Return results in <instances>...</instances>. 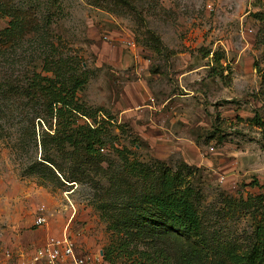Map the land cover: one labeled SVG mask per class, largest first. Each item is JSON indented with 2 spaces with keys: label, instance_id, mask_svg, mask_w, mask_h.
Listing matches in <instances>:
<instances>
[{
  "label": "rangeland",
  "instance_id": "rangeland-1",
  "mask_svg": "<svg viewBox=\"0 0 264 264\" xmlns=\"http://www.w3.org/2000/svg\"><path fill=\"white\" fill-rule=\"evenodd\" d=\"M0 5V264H29L65 229L81 254L103 256L95 264H124L104 259L111 248L183 264L192 239L145 210L168 175L197 192L212 251L249 247L264 217V0ZM46 54L84 80L72 125L99 129L100 141L87 167L46 135L58 122L41 101L8 92Z\"/></svg>",
  "mask_w": 264,
  "mask_h": 264
},
{
  "label": "trees",
  "instance_id": "trees-1",
  "mask_svg": "<svg viewBox=\"0 0 264 264\" xmlns=\"http://www.w3.org/2000/svg\"><path fill=\"white\" fill-rule=\"evenodd\" d=\"M5 12L0 5V17H4ZM9 24L10 27L6 29L8 32L13 31L18 25L15 18ZM33 32L36 36L41 34L37 27ZM71 68L72 66L66 70L60 58H56L55 54H46L31 65L25 80L19 83H9L8 92L25 95L30 100L41 101L47 114L55 117L58 122L54 133L46 135L54 141L56 146H64L67 154L70 152L67 148L73 147L79 156V166L87 167L92 164L93 158L99 152L96 147V144L100 142L96 136L99 129L88 124L72 125L76 121V116L82 112L76 97L84 80L79 78ZM43 72L50 73V75H43ZM260 125L264 126L263 123ZM44 160L51 162L50 157ZM56 169L61 173L60 167ZM165 179L167 181L164 192L147 199L148 207L145 210L147 216L151 217L156 225L174 232L172 238L180 235L192 239L190 251L182 254L183 264H264V217L254 223L252 242L246 249L226 245L212 251L202 234V221L196 203L197 192L191 185L184 184L180 175H168ZM258 200L261 204L263 203L261 196ZM113 257L125 258L124 264H174L166 251H163L158 258L144 257L141 259L123 254L122 250L113 248L104 252V259L107 262L111 263Z\"/></svg>",
  "mask_w": 264,
  "mask_h": 264
},
{
  "label": "built area",
  "instance_id": "built-area-1",
  "mask_svg": "<svg viewBox=\"0 0 264 264\" xmlns=\"http://www.w3.org/2000/svg\"><path fill=\"white\" fill-rule=\"evenodd\" d=\"M43 221L41 217L37 219L38 224ZM102 260L103 256L100 254L96 257L81 254L73 237L65 229L59 236L49 237L37 247L29 264H95Z\"/></svg>",
  "mask_w": 264,
  "mask_h": 264
}]
</instances>
